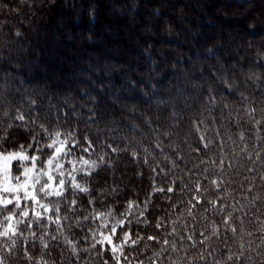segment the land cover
<instances>
[{
	"label": "trees",
	"instance_id": "16d2710c",
	"mask_svg": "<svg viewBox=\"0 0 264 264\" xmlns=\"http://www.w3.org/2000/svg\"><path fill=\"white\" fill-rule=\"evenodd\" d=\"M234 1L237 2V5H242L240 0ZM250 1L252 0H247V2ZM78 3L82 4L83 1L53 0V9L56 8L54 5L58 6L59 9L53 11L52 17L50 16L48 22L45 23L46 26L35 30V32L29 27L21 36L17 37L12 31V24L18 23L19 15L15 12L17 2L16 0H9V2L0 0V8L6 6L12 10L11 14L7 11L0 12V20L10 22L6 25L8 34L4 36L0 34V75L10 74L13 76L14 83L13 92L7 94L11 104H0V113H2L0 117L5 119L4 124L0 125V137H3L0 140V147L4 151H18L20 145L27 147L32 143L33 135L37 134L41 136L43 142V134L39 133V129L30 131L29 129L17 127L21 121L17 120L16 116L23 114L27 122L30 119L29 113L33 118L39 116V123L44 124L46 127L48 123L45 121V116H47L48 122L51 123L53 128L56 127L57 117H59L60 131L62 133L66 131L75 132L80 144L85 146H87L88 141L93 142V147H96L97 141L111 143L113 146L117 144L129 146V151L119 153L120 158L115 169L117 171L121 169L119 166L120 160H127L131 164V169L135 172L138 182L136 185L119 188L118 195L100 196L101 189L113 185L108 176V169H97L90 178L89 186L93 189L92 195L98 197V200L94 205H88V197L83 193L80 194L76 216L81 219L84 208L91 210L92 207H95L98 210H104L105 207L112 206L115 208L117 216H119V213L125 211L129 200L136 201L143 207V201L149 198L154 183L155 186L166 189L170 181H176L172 185L174 187L173 193L157 192L151 196V203L145 213L147 223L142 218L139 224L132 223L130 228L126 224L123 230H117L116 235L112 238L113 244L120 243L124 231H130L132 239H136L137 234L144 237L137 245L124 247V256L129 259L125 261L124 257H121L120 264H140L141 261H143V264H264V40L260 43L259 49L261 51L258 52L263 61L261 62L258 57H256L257 60H255L256 58H249L248 60L251 63L255 61V70H252L254 72L252 75L259 78L254 79V82L240 83L239 79L241 78L235 76L238 82L235 83V87L231 89L230 93L225 91V86L221 81L208 87H196L195 90L185 91L183 95L188 100L191 95L197 93L201 96L199 109L191 113L183 112L170 117L168 116V110L176 107L178 102H156L155 100L165 95V89L160 87L165 81L169 82V87L177 89L200 76L212 78L214 74L224 72V79L233 82L231 62L235 60V57L219 52V48L225 46L224 42L221 41L224 32L221 30V32L216 31L213 34L206 35L201 40V36H204L206 31L214 28L213 22H207L210 24L204 23V25L201 22L203 26H201L200 31L189 32L190 35L193 34L194 39L189 40V38H186V42L176 50L173 49L172 53H168L167 60L163 62H159V56L164 57L167 52L164 51L165 49L158 47L159 41L147 39V36H145L146 39L142 37L139 40L137 38L138 41H142L137 56L143 60V63H140L137 67V73H130L129 71H132V66L136 63L127 61L124 64L121 61L122 57L119 55L100 50H96L93 54L87 52L82 54L81 52L84 57L83 61H91L92 66H100V59L102 58L104 60L113 58L121 66H116L118 65L116 64L104 69V71L110 73L105 80L102 78V75H104L102 69L91 76L87 75L86 81L84 77H75L74 80L77 83L90 81L93 83V87L97 83L98 85L94 89L98 90L94 93L90 92L93 87L86 91L79 88V86L78 88L64 89L52 84L41 86L48 89V91L43 90L41 92L42 88L35 86L34 80L40 76V72L35 68L41 66L48 68L47 61L35 60V57H38L37 49H30L21 55L14 52L19 46H23L32 32L37 36L35 38L37 40L42 39L37 34L39 30L46 31L49 34L54 29L57 32L58 28L54 27V20L58 16V10L62 12L70 10L68 12H72ZM95 5V7L87 6V8L76 9L79 11L75 13L72 24L68 23L72 27H81V32L89 38L85 40L84 47L85 49L90 48V50L95 48L97 40L90 39L94 34V29L93 27L90 28L89 23L85 25L84 22L95 24L98 21L103 24L105 21L98 18L97 11H95L98 4ZM202 10L206 14L216 13V10L214 11L208 7ZM156 12L159 14V10H156ZM191 13L195 16L202 14L197 8H192ZM85 16H87V19L84 20ZM34 19L45 22L43 18ZM197 19L194 17L189 22V26L195 28L194 31H197L199 27L197 26ZM58 27L64 28L65 26L59 25ZM167 27V33L169 34L170 30L176 29V24H170ZM244 31L255 34L257 26L248 25L244 28ZM176 36H180V32L177 30ZM183 36L181 35V38ZM69 39V41H72L71 34ZM37 43L39 42H36L35 45ZM13 53L14 57H11ZM88 54L93 59L96 56L97 60H92ZM175 58H177L176 61ZM200 59L202 62L199 65L192 66ZM147 60L152 64V73H154V76L156 75L155 77L150 78L151 76L142 73L145 67L144 62ZM23 61L27 62L28 66L22 65ZM167 62L169 66L166 65ZM55 64L53 63L52 66ZM82 65V63L74 62L71 66L62 69L67 72L72 68L82 67ZM33 66L35 70L32 68L34 71L29 73ZM182 70L186 74L182 75L181 78H176L175 75H179ZM124 76L128 78L125 80L126 82L120 79L121 77L124 79ZM109 83L111 84L107 88H112L113 92L118 91L124 94L129 90L135 94L137 93L139 98L144 97L145 99L142 98L143 102L135 103V106L131 109H119L116 114L110 117L109 124L111 125L104 124L108 117L106 115L101 117V114H105L101 111L106 110L109 106H115V100L118 98H112L113 102L106 101L103 98L104 96H100L98 93L101 91L100 93L105 94L106 84ZM121 83H124V87L120 86ZM35 90L39 91L38 94L33 93ZM148 95H153V100ZM212 95L216 96L214 103L209 99ZM241 95L246 97L248 102H241ZM60 96H63L64 101H67L68 104L55 105V98ZM21 98H25V100ZM85 100H89L92 104L84 106L86 105ZM177 100L184 102V98L183 100L180 98ZM119 101L124 102V104L129 103V101H123V99H119ZM147 102L155 108L157 107V112H148L145 105ZM222 104H227L228 107L222 108ZM160 107L163 108L162 111H159ZM50 108L54 110L53 113L49 111ZM71 110H76L78 114L69 116L68 113ZM142 112L146 115L142 116ZM85 115L92 118V124L86 126L81 124L80 116ZM99 118L102 120L101 125L99 122H93ZM170 118L176 121L173 130L161 132L163 123H167ZM197 126H199V132L196 131ZM151 128L152 133L147 134V130ZM157 128L160 129L157 130ZM181 133L185 134L182 136ZM201 133L212 139L211 150L205 149L203 144L199 142ZM84 137H87L88 140H84ZM158 142H162V148L157 147ZM198 143V151H189V146L196 148ZM144 149H148L151 153V156L147 157L148 164L143 162L146 156ZM133 151L137 153L136 159H133L131 155ZM74 152L77 156L81 155L78 148L74 149ZM97 152H99V148H97ZM29 155H31V151H29ZM83 155L85 159L88 158L87 153ZM165 156L169 158L168 161L165 160ZM92 159H96L95 153L92 155ZM201 160H203V163H201ZM171 161H175L178 165L174 170ZM214 161L215 163H213ZM221 161H223L222 164ZM149 164L154 165L155 173L149 167ZM68 167L69 165L65 162V168ZM18 169L19 162L16 161L12 166V177L19 174ZM164 173H169L167 178H165ZM77 179L80 180L81 178L78 176ZM212 179L222 181L218 196L215 186L210 185ZM197 181L202 189L200 194L201 203L192 209V215L189 216L188 201L191 199L193 192L182 190L183 184H188L189 187L194 189ZM166 197H170V199ZM212 200L217 201L215 208L209 203ZM61 208L63 209V204ZM225 217H229L227 225L222 223ZM75 218L73 217V219ZM130 218L134 220L135 216ZM158 221H162V226L159 229L156 228ZM93 226L91 222H87L82 227H77L72 220L65 221L60 232L54 231V225L50 226L49 236L45 237V242L49 244L47 250L43 249L39 240L24 241L17 239L16 246L13 248L11 241L0 238V258H3L4 264H30L24 257V251L27 249L29 255L34 257L32 264H35V261H41V259L47 260L48 264H103L104 260H108L109 264H116L111 259L112 253L109 245L105 244L104 248L107 250L104 251L103 255H98L101 246L97 245L96 249H91V244L94 241L84 239L88 235V228ZM214 226L218 229V234H213L212 228ZM172 227L176 228V233L167 235L172 231ZM232 229H235V231L233 232ZM32 230H36L35 226ZM37 235H39V232H37ZM51 235L57 236V239L51 240L49 238ZM189 235L193 237L192 240L187 239ZM148 236H154L156 240H147ZM205 237H208V239H205ZM165 238L169 240L168 245L163 244ZM67 240H71L76 245L79 259L73 255L72 248L67 244ZM200 241H204V243H200ZM85 248L89 249V252L85 253L83 251ZM156 253H159V256ZM202 256L205 259H201ZM229 257H232V259H229Z\"/></svg>",
	"mask_w": 264,
	"mask_h": 264
},
{
	"label": "rangeland",
	"instance_id": "374dc122",
	"mask_svg": "<svg viewBox=\"0 0 264 264\" xmlns=\"http://www.w3.org/2000/svg\"><path fill=\"white\" fill-rule=\"evenodd\" d=\"M9 2V0H7ZM83 3H78L75 9L72 10V12H68L70 10H65L64 12L58 10V16H56V19L54 20L55 28H58V31H52L50 34L46 31L43 32V30H39L37 32L38 36H41L42 39H35L37 36L33 33L37 29H42L46 26V22H40L39 20H35L34 18L30 22L31 30L33 31L32 34L29 36L28 40L23 44V46H19V48L16 49L14 52L17 55L24 54L30 49H37V56L35 57V60L37 59L44 61H47V65L49 66L44 67H36L35 69L40 72V76L38 79L34 80L35 86L41 87L45 85L52 84L53 86L58 85V88H83L84 90H89L90 87H93L92 82H85L87 79V75L91 76L93 73H97L101 71L104 75H102L103 79H107L109 77L110 73L104 69H108L109 66H121L119 63L115 62L113 58H109L104 60V58L101 60L100 66H92L91 61H83L84 57L82 54H85L86 52L89 54H93L96 52V50L100 51H107L111 54L119 55L121 56V61L125 64L127 61H130L131 63H136L134 66H132V71L130 73H137L140 63H143V60L137 56V52L139 50V46L141 48V42L138 41L143 37V39H146L145 36H147V39H154L159 41V48L165 49L164 51L167 52V54H164V57L159 56V62L166 61L168 58V53H172L177 48L181 47L184 42H186V38H189V40H193L192 37L193 34H189V32H198V30H201V26L204 25V23L207 22H213V29L208 30L204 33V36H201V40L206 36L215 33L216 31H223L224 36L223 40L224 47L219 48V52L223 53L225 55L229 54L235 57L231 65L236 67H241L242 70L240 72H237L234 74L233 71H231V74L233 76L232 81L234 83L238 82V80L235 79V76H239L241 79L240 83H246V82H254V79H249V76H253L252 70H255L254 62H249V58L253 59L258 57L259 60H262V57L259 55V46L260 43L264 40V0H252L250 2L246 3L245 5H237V2L234 0H82ZM234 1V2H233ZM17 2V0H16ZM98 4L97 9V16L101 21L104 19L105 21L103 24L96 21L97 23L93 24L90 22H84L85 25L89 23L88 25L93 27L94 34L90 37L92 40H97V44L93 50L85 49L84 43L85 40H87V36L81 32L82 29L79 27H72L70 26L74 20V15L79 10L76 9H82L89 7H95L96 3ZM87 4V5H86ZM68 5V4H67ZM94 5V6H93ZM56 11L59 9L58 6L54 5ZM63 7V4H62ZM211 8L212 10H216V13L214 14H206L202 9L205 8ZM193 9H199L202 13L200 16H195L193 13H191V10ZM156 10H159V14H157ZM57 13V12H55ZM61 15H60V14ZM79 14V13H78ZM138 14L137 16H135ZM161 14V15H160ZM197 19L198 23L197 31H194L193 28H191L189 25V22H191V19ZM52 17V15H51ZM50 18V17H49ZM20 17H18L17 21L19 22ZM27 19V18H26ZM87 19V16L84 17V20ZM97 20V19H96ZM48 22V21H47ZM203 22V25L201 24ZM12 23V22H11ZM70 25H69V24ZM176 24V29L170 30L169 34L167 33L168 27L170 24ZM7 24H10L9 21L3 26L0 27V34L7 35L8 34V28ZM52 24V25H54ZM210 24V23H207ZM51 25V26H52ZM59 25L65 26L64 28H59ZM243 25V29L241 27ZM248 25H256L257 26V32L255 34L247 33L244 31V28ZM261 25V27H260ZM53 27V26H52ZM196 27V26H195ZM176 30L180 32V36H176ZM220 31V32H221ZM71 32V33H70ZM81 32V33H80ZM46 33V34H45ZM70 34L72 35V41H69ZM106 35V36H104ZM168 35V36H167ZM181 35H184L181 38ZM190 35V36H189ZM44 37V38H43ZM60 38V39H58ZM34 39V41H33ZM68 39V40H67ZM89 39V38H88ZM166 39V40H165ZM217 40V39H216ZM33 41V42H32ZM42 41V42H41ZM65 41V42H63ZM36 42H39L35 45ZM68 42H70L68 44ZM99 42V44H98ZM148 42V41H147ZM1 43V42H0ZM34 43V44H33ZM34 45V46H33ZM64 46V47H63ZM63 47V48H62ZM8 48V47H7ZM174 49V50H173ZM179 50V49H178ZM261 51V50H260ZM11 55V57H14ZM88 54V55H89ZM218 54V53H217ZM262 56V55H261ZM89 57L92 60H97V57L94 56V59L91 55ZM246 59V60H245ZM177 58H175V61ZM257 60V58L255 59ZM174 61V62H175ZM74 62L82 63V67L79 66L77 68H72V70H69L65 72L62 68L71 66ZM129 62V63H130ZM202 60L200 59L199 62L192 64V66L199 65ZM53 63H56L54 66H52ZM145 63V67L142 70V73H144L146 76H154L152 64L147 60ZM28 66V63L23 61L22 65ZM147 64V65H146ZM173 64V63H172ZM37 65V64H36ZM43 65V63H42ZM167 66L168 62L166 63ZM32 66V65H31ZM173 66V65H172ZM43 67V68H42ZM254 67V68H252ZM34 66L31 67L30 72L32 73L34 70ZM41 70H40V69ZM158 74V73H157ZM186 74L182 70V72H179V75H175L176 78H181L182 75ZM220 72L217 74H214L212 78H205V77H198L195 78L190 83H185L182 85L181 88L172 89L169 87V82H164L160 87L165 89V95L163 97L156 98V102H178L176 107L173 109L170 108L168 110V116L173 117L174 114L178 113H191L192 111H195L196 109H199L200 107V100L201 96L197 93L196 95H191L190 99L183 95V93L189 89L195 90L196 87H202L206 86L208 87L211 84H215L216 82H220L218 77ZM84 77V82L77 83L75 82V77ZM13 77V76H12ZM101 78V79H102ZM246 78V79H244ZM122 81L126 82L128 78L124 76V79L121 77ZM74 80V81H73ZM109 84H106L105 94L99 93L100 96H104L103 98L106 101L113 102L112 98H118L115 100V106H109L105 109H103L101 112L105 114H101V117L106 115L108 117V120L104 122V124H109L112 117L116 112L121 108H129L131 109L134 107L135 103L143 102L144 97L139 98V95L136 93H133V91L127 90V92H124V94H121L120 92L116 91L113 92L112 88H107ZM98 85L97 83L94 85L96 87ZM124 85V83H121V87ZM41 87L42 91H48V89ZM92 88L91 93L96 92L97 90ZM124 87V86H123ZM57 88V87H56ZM55 89V88H54ZM120 89V88H119ZM68 90V89H66ZM39 91L35 90L33 93L38 94ZM149 98L152 99L153 95H148ZM143 98V99H142ZM180 98L184 102L178 101L177 99ZM25 100V98H21ZM119 99H123V101L127 100L129 103L124 104V102L119 101ZM125 99V100H124ZM145 100V99H144ZM153 100V99H152ZM84 106H90V101L85 100ZM151 101V100H150ZM68 104L67 101H64L63 96L55 98L54 104L57 106H60L61 104ZM146 109L148 112H157L158 108L148 102L145 103ZM56 107V106H55ZM49 110L51 113L54 112L52 108ZM163 108L160 107L159 111H162ZM49 112V113H50ZM2 114V113H0ZM78 112L76 110H71L68 115L69 116H76ZM142 116L146 115L143 112L141 113ZM5 116V113H4ZM6 118V117H3ZM91 117L89 115L80 116L81 124L83 126L92 124ZM5 119H1L0 117V125L4 124ZM93 122L97 123L99 122L100 125L102 124L101 118L94 120ZM116 123V122H114ZM176 124V121L173 120V118H170V120L167 123H163L161 132H165V130H173V126ZM111 125V124H109ZM108 125V126H109ZM105 126V125H104ZM106 126V128H108ZM55 128V127H54ZM160 128H157L159 130ZM97 131V130H96ZM152 128L148 129L147 134L152 133ZM185 133H181L183 136ZM133 137V136H132ZM134 138V137H133ZM0 152H16L11 150L4 151L0 147ZM16 161L13 160L11 162V169L10 174L12 176V166ZM119 166L121 169L117 171L115 169V172L108 170V176L110 178V182L113 186H119L125 187V186H131L136 185L138 180L135 177V172L133 169H131V164L125 159H122L119 161ZM138 172V171H137ZM18 175V174H15ZM3 177L0 175V180H2ZM14 183V181H12ZM142 182V181H141ZM143 184V182H142Z\"/></svg>",
	"mask_w": 264,
	"mask_h": 264
},
{
	"label": "snow or ice",
	"instance_id": "6c2138e0",
	"mask_svg": "<svg viewBox=\"0 0 264 264\" xmlns=\"http://www.w3.org/2000/svg\"><path fill=\"white\" fill-rule=\"evenodd\" d=\"M242 5L246 6L247 0H240ZM17 37L20 33L16 34ZM241 67L233 66L234 74L240 72ZM225 73L220 72L216 77L225 86L226 92H231V89L235 87L234 82H230L224 79ZM259 77L249 76V79H258ZM14 83L10 74L0 75V104L9 103L8 95L13 92ZM213 103L216 100V96L209 97ZM223 99V97H221ZM241 102H248L247 98L241 95ZM222 108H227V104H222ZM30 119L26 122L23 114H18L16 119L21 121L17 127L29 129L30 131H36L39 129V133L43 134V142L39 134L33 135L32 143L25 147L20 145V148L16 152H0V175L3 179L0 180V238L11 241V246H16L17 239L24 241L39 240L43 249L47 250L49 244L45 242V237L49 236V227L55 226L54 231L60 232L63 229L65 221L72 220L73 224L77 227H82L85 223L91 222L93 227L88 228V235L84 237L85 240L91 239L94 241L91 244V249H96L97 245L101 248L98 250V255H103L104 245L110 246L112 253L111 259L120 264L121 257H124L125 261H128V257L124 256V247H133L137 245L144 237L137 234L136 239H132L130 231H124L122 238H120L119 244H113V236L116 235L117 230H123L127 224L129 228L132 223L139 224L141 219L144 218V222L147 223L145 213L151 203V196L157 192L173 193L174 185L176 181H170L169 186L164 187L153 186L152 193L149 194V198L143 201V207L136 201L129 200L125 207V211L119 213L117 216L115 208L107 206L104 210H98L92 207L83 209L82 219L76 216L77 202L80 199V194L83 193L88 197V205H94L98 197L92 195L93 189L90 185V178L97 169H108L115 172V166L119 160V153L129 151V146H121L117 144L113 146L111 143H102L97 141L96 147H93V142L88 141L87 146L80 144L77 139L76 133L73 131H66L62 133L60 131L59 117H57L56 127L53 128L51 123L48 122V117L45 116V121L48 123L46 127L44 124L39 123L40 117H32L29 113ZM196 131L199 132V126ZM219 135V133H217ZM3 137H0L2 140ZM114 139V138H112ZM84 140H88L84 137ZM199 142L203 144L205 149L211 150L212 139L203 133L199 136ZM157 147H163L162 142L157 143ZM80 151L81 155L77 156L74 149ZM99 148V152H97ZM48 150L47 152L45 150ZM110 150V151H109ZM199 143L196 148L189 146V151H198ZM31 151V155H29ZM146 154L144 163L148 164V156L151 153L148 149L143 150ZM84 153L88 154V158H84ZM96 154V159H92V155ZM133 159H136L137 153L133 151L131 153ZM168 157L165 156V160L168 161ZM15 160L19 162V174L12 177L10 174L11 162ZM65 162L69 165L65 168ZM203 163V160H201ZM215 163V161L213 162ZM223 161H221V164ZM172 169H176L178 165L175 161H171ZM155 173L156 169L153 164H149ZM198 167V165H197ZM161 171H163L161 169ZM203 175V172L201 173ZM139 175V173H138ZM165 178L169 173H164ZM81 179L78 180L77 177ZM14 181V183L12 182ZM83 181V182H81ZM183 183V182H182ZM222 181L212 179L210 185L215 186L217 190V196L219 194L220 185ZM188 192H193L191 199L188 201V215H192V209L197 204L201 203L200 194L202 192L201 185L197 181L195 182L194 189L189 187L188 184H183V189ZM119 186H107L100 190V196L118 195ZM170 199V197H166ZM215 208L217 201H209ZM63 204V209L61 205ZM63 211V214H62ZM135 216V219L130 217ZM73 217H76L73 219ZM98 222V223H97ZM225 225L229 223V217H225L222 221ZM23 225V227H21ZM35 226V231L32 230ZM162 226V221L156 223V228L159 229ZM234 232L235 229H232ZM39 232V235H37ZM213 234H218V229L214 226L212 228ZM27 233V235H25ZM176 228L172 227V231L167 235H174ZM203 235V233H201ZM51 240H56L57 236L51 235ZM188 240H192L193 237L189 235ZM208 239V237H205ZM147 240H156L154 236H148ZM159 242V241H157ZM204 243V241H200ZM67 244L72 248L73 255L79 259V252L76 245L71 240H67ZM164 245L169 244L167 238L163 241ZM85 253L89 252V249H83ZM159 256V253H156ZM24 257L32 264L34 257L29 255L27 249L24 251ZM205 259V257H201ZM232 259V257H229ZM0 264H4L3 258H0ZM35 264H48L47 260L41 259V261H35ZM103 264H109L108 260H104ZM143 264V261L140 262Z\"/></svg>",
	"mask_w": 264,
	"mask_h": 264
},
{
	"label": "clouds",
	"instance_id": "9594fccd",
	"mask_svg": "<svg viewBox=\"0 0 264 264\" xmlns=\"http://www.w3.org/2000/svg\"><path fill=\"white\" fill-rule=\"evenodd\" d=\"M53 0H17L15 12L19 15V22L12 24V31L15 36L27 31L33 18H43L45 22L53 15ZM7 11L11 14L12 10L6 6L0 8V12ZM27 18V19H26ZM7 21L0 20V27H3Z\"/></svg>",
	"mask_w": 264,
	"mask_h": 264
}]
</instances>
